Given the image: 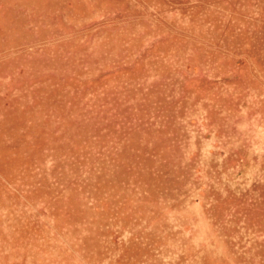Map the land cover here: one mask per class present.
I'll return each mask as SVG.
<instances>
[{
  "label": "rangeland",
  "instance_id": "obj_1",
  "mask_svg": "<svg viewBox=\"0 0 264 264\" xmlns=\"http://www.w3.org/2000/svg\"><path fill=\"white\" fill-rule=\"evenodd\" d=\"M0 264H264V0H0Z\"/></svg>",
  "mask_w": 264,
  "mask_h": 264
}]
</instances>
